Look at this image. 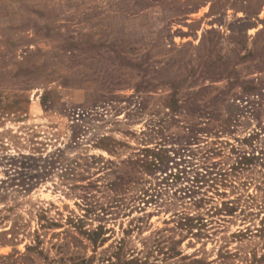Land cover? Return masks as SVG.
Segmentation results:
<instances>
[{"label": "rangeland", "instance_id": "rangeland-1", "mask_svg": "<svg viewBox=\"0 0 264 264\" xmlns=\"http://www.w3.org/2000/svg\"><path fill=\"white\" fill-rule=\"evenodd\" d=\"M108 262L264 264V0H0V264Z\"/></svg>", "mask_w": 264, "mask_h": 264}, {"label": "trees", "instance_id": "trees-1", "mask_svg": "<svg viewBox=\"0 0 264 264\" xmlns=\"http://www.w3.org/2000/svg\"><path fill=\"white\" fill-rule=\"evenodd\" d=\"M154 157V160H151L150 163H149V166H154L156 167V161H158L157 163L160 164V163H165V160L167 158L162 159V158H158L156 156H153ZM157 164V165H158ZM207 174V172H205V175ZM205 175L200 173V174H196L193 179H192V182L193 183H200V182H203L204 181V178H205ZM197 219H194V218H191V217H188V216H185V215H180L178 217V219L176 220V225L181 228V229H186L188 231H190L192 229V226H193V221H195ZM200 220V219H198ZM109 264V262H108Z\"/></svg>", "mask_w": 264, "mask_h": 264}]
</instances>
